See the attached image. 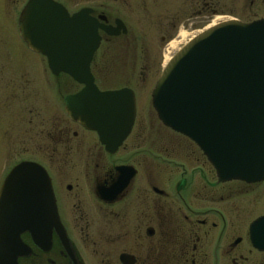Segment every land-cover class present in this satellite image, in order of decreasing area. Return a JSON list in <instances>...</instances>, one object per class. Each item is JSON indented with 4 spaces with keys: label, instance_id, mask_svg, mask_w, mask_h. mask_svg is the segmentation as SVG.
<instances>
[{
    "label": "water",
    "instance_id": "95a60500",
    "mask_svg": "<svg viewBox=\"0 0 264 264\" xmlns=\"http://www.w3.org/2000/svg\"><path fill=\"white\" fill-rule=\"evenodd\" d=\"M90 14L89 8L69 14L53 0H27L17 27L51 75L82 85L64 97L65 113L95 130L113 151L132 126L135 99L128 88L99 91L90 63L99 32L115 37L126 29L118 19L112 26ZM150 98L158 121L199 148L218 182L264 181V18L226 20L190 38L165 64ZM262 224L264 217L254 226ZM52 229L71 258L49 177L38 164L22 161L0 186V264H17L32 254L25 234L35 248L47 251Z\"/></svg>",
    "mask_w": 264,
    "mask_h": 264
},
{
    "label": "flooded vegetation",
    "instance_id": "af4514ba",
    "mask_svg": "<svg viewBox=\"0 0 264 264\" xmlns=\"http://www.w3.org/2000/svg\"><path fill=\"white\" fill-rule=\"evenodd\" d=\"M89 9L92 17L104 16L107 25L113 26L117 19L110 22L103 13ZM100 36L99 46L104 37H118ZM75 84L79 88L62 97L63 110L64 97L82 88ZM95 85L100 91L128 88L101 90ZM128 89L137 108L136 92ZM65 115L67 120L40 118L36 127H42L40 133L50 146L44 144L39 161H23L38 164L50 179L71 258L52 229L47 251L35 248L29 235H23L32 254L17 264H264V224L254 226L264 217V194L247 199L246 214L222 205L205 207L200 202L206 199H199L226 184L247 187L264 181L218 182L199 148L172 131L185 139L184 148L142 147L136 110L128 134L113 151L106 149L95 130ZM205 164L213 171L212 183L205 179ZM159 216L166 218L168 226L161 225Z\"/></svg>",
    "mask_w": 264,
    "mask_h": 264
},
{
    "label": "rangeland",
    "instance_id": "374dc122",
    "mask_svg": "<svg viewBox=\"0 0 264 264\" xmlns=\"http://www.w3.org/2000/svg\"><path fill=\"white\" fill-rule=\"evenodd\" d=\"M26 1L0 0V184L18 162L40 160L44 144L50 145L40 133L42 127L36 125L40 118L67 120L62 97L79 88L65 75L52 76L44 57L31 53L20 39L18 15ZM53 1L69 14L92 8L110 22L117 18L124 23V36L104 37L90 71L101 90L128 87L136 92L135 127L142 133V147L152 148L185 147V139L161 125L150 102L154 84L169 58L198 32L216 23L230 19L246 23L264 18V0ZM198 10L203 12L195 16ZM195 165L193 160L191 166ZM204 176L209 183L215 179L206 164ZM212 190L199 197L206 199L201 205H222L246 214L247 199L264 194V184L245 187L231 183L219 191ZM60 192L65 194L63 187ZM159 220L168 226L166 218L159 216Z\"/></svg>",
    "mask_w": 264,
    "mask_h": 264
}]
</instances>
